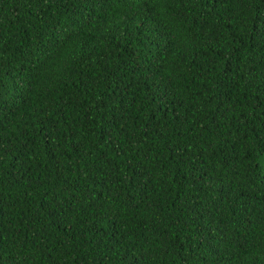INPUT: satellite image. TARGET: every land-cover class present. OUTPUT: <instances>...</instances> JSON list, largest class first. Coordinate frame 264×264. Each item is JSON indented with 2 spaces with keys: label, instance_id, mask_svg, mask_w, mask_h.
Here are the masks:
<instances>
[{
  "label": "trees",
  "instance_id": "16d2710c",
  "mask_svg": "<svg viewBox=\"0 0 264 264\" xmlns=\"http://www.w3.org/2000/svg\"><path fill=\"white\" fill-rule=\"evenodd\" d=\"M0 264H264V0H0Z\"/></svg>",
  "mask_w": 264,
  "mask_h": 264
}]
</instances>
